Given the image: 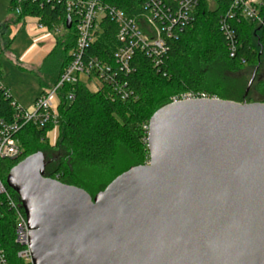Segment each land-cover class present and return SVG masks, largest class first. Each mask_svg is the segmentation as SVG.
<instances>
[{
    "label": "water",
    "instance_id": "95a60500",
    "mask_svg": "<svg viewBox=\"0 0 264 264\" xmlns=\"http://www.w3.org/2000/svg\"><path fill=\"white\" fill-rule=\"evenodd\" d=\"M148 127L149 162L94 199L41 152L9 172L31 264H264V102L170 103Z\"/></svg>",
    "mask_w": 264,
    "mask_h": 264
},
{
    "label": "trees",
    "instance_id": "16d2710c",
    "mask_svg": "<svg viewBox=\"0 0 264 264\" xmlns=\"http://www.w3.org/2000/svg\"><path fill=\"white\" fill-rule=\"evenodd\" d=\"M65 1H24L19 5V13H16L17 5L12 0L8 7L9 16H12L15 24L24 23L29 17L37 18L39 24L55 35V47L37 73L43 91L57 85L71 62V52L77 43L75 27L71 26L70 30L66 28L69 15ZM107 2L130 16L139 12L136 3L131 0ZM228 8L227 0H217L213 10L202 2L196 11L194 23L169 43L170 49L159 69L153 66L150 59L137 52L133 64L136 71L125 78L128 83V97L125 100L108 86L93 93L81 83L65 84L59 91L61 103L56 144L50 145L47 141L48 132L54 128L52 124L44 129L28 124L17 135L23 149L22 155L15 160H0V179L15 201L20 203L18 195L7 186L6 178L17 164L35 153L44 155V177L78 187L94 199L120 175L131 168L145 165L135 163L124 171H117L119 148L124 147L136 159L147 155L149 162L148 133L144 127L148 126L154 113L172 103L174 97L189 93L196 96L205 94L243 102L244 84L234 73L257 68L264 61V26L245 19L230 21L237 48L232 58L228 52V40L218 24ZM260 16L264 20V6ZM3 26L8 30L9 23ZM101 26L103 32L89 49L88 56H96L114 65L113 55L118 45L117 27L108 18L103 20ZM58 29L61 32L57 34ZM2 37L4 48L9 49L12 43L9 33L5 31ZM1 75L0 66V80ZM258 85L256 89L262 95L258 102H264V79ZM69 94L74 96L71 103L67 101ZM12 102L10 92L0 85V120L5 123H11L16 114ZM127 158L129 161V156ZM15 236L14 212L0 196V243L8 262L31 264L18 258L22 248L15 242Z\"/></svg>",
    "mask_w": 264,
    "mask_h": 264
},
{
    "label": "built area",
    "instance_id": "2783aa9c",
    "mask_svg": "<svg viewBox=\"0 0 264 264\" xmlns=\"http://www.w3.org/2000/svg\"><path fill=\"white\" fill-rule=\"evenodd\" d=\"M12 1L17 5L16 13L20 12L19 5L22 2H38V0ZM131 1L136 3V9L139 11L133 16L128 15L116 5L109 4L107 0L65 1L66 12L77 34L76 47L71 52V62L64 70L57 85L42 91L32 109H24L13 100L12 106L16 109V114L12 122L5 123L0 120V160H15L22 155L23 149L17 135L25 125L30 124L38 129H44L50 124L53 127L59 125L58 108L61 103L59 91L65 84L81 83L93 93L108 86L118 92L122 100H125L128 97V83L125 78L136 71L133 65L136 53L140 52L150 59L155 68H161L164 57L170 49L169 43L177 39L186 27L194 23L200 4L205 2L209 9H214L217 0ZM227 2L229 8L218 24L228 40V52L233 58L237 51L236 36L229 22L245 19L264 26V20L260 16L264 3L260 0H227ZM105 18L117 27L118 45L113 55L114 65L96 56H88L89 49L103 32L101 25ZM39 26L40 28L45 27L41 24ZM60 32V29L56 31L57 34ZM200 98L209 97L205 94L196 96L189 93L174 97L172 103ZM73 100L74 96L69 94L67 101L71 103ZM144 128L148 133L149 127ZM0 196L4 198L7 207L14 212L15 242L22 248L17 256L31 263L30 229L26 216L20 207L21 203L15 201L1 179ZM0 264H9L1 243Z\"/></svg>",
    "mask_w": 264,
    "mask_h": 264
},
{
    "label": "crops",
    "instance_id": "0c3cea01",
    "mask_svg": "<svg viewBox=\"0 0 264 264\" xmlns=\"http://www.w3.org/2000/svg\"><path fill=\"white\" fill-rule=\"evenodd\" d=\"M31 21H34V23H32ZM7 23H9L8 30H5V26L0 28V66L1 68L4 67L5 63L3 62V58H5V62H12L15 66H18L21 69V72L16 71L18 72L16 74V77L9 72L8 74H6V76L2 73L0 85L10 92V95L14 101H16L24 109L29 110L34 107L36 99L40 96L43 91L37 73L44 59L55 47L56 38L55 35L50 32L46 27L40 28V24L37 18L29 17L26 18L24 23L15 24L9 16L5 21L4 25ZM12 25L24 29L26 28V26H29L30 39L32 41L33 39L36 40L35 45L31 46L28 49V52L22 55L21 58L16 55L15 50L17 47L15 41L18 37V32L14 36L12 35ZM45 30H47V33L44 32ZM5 31L9 33V38L12 41L9 49L4 48V40L2 34ZM25 34L27 35L28 33ZM40 34L43 35V39L42 41L37 42L38 37L40 38L41 36ZM31 94L33 95L31 96Z\"/></svg>",
    "mask_w": 264,
    "mask_h": 264
},
{
    "label": "rangeland",
    "instance_id": "374dc122",
    "mask_svg": "<svg viewBox=\"0 0 264 264\" xmlns=\"http://www.w3.org/2000/svg\"><path fill=\"white\" fill-rule=\"evenodd\" d=\"M260 1H262L264 3V0H260ZM10 3H11V0H0V27L4 25L5 21L9 17L8 7H9ZM211 10H213V9H211ZM11 18H12V16H11ZM31 22L34 23V21H31ZM29 30H30L29 26H26V28L24 29V28H20L18 26L12 25V28H11L12 35L14 36L18 32V37L15 41L16 42L15 44L17 47L15 51H16V55L19 56V58H21L22 55L27 53L28 49L31 46H34L36 43L35 39H33V41L30 39ZM46 31L47 30H45L44 32L47 33ZM25 33H28V34L26 35ZM40 35L41 36H40V38L38 37L37 42H40L43 39V37H42L43 35L42 34H40ZM4 60H5V58H3V62L5 63V65L3 68H1L3 75L6 76V74H8V72H9V73H12L16 77V74L18 73L16 71L21 72V69L18 66H15L12 62H9V61L5 62ZM234 74H235V77H238L239 79H241V81L244 84L243 91L245 94V100L246 101H251V103H255V102H258L262 99L261 93L256 88H257V86H259L258 82L261 81V79H264V61H262V63L257 68H246L243 71H239V72H236ZM32 95L33 94H31V96ZM213 97H216V96H213ZM58 138H59V126H56L51 131H49V133L47 134V141L50 145H55L56 142L58 141ZM127 156H129V161H128ZM141 157L142 158H137L140 161L139 162L133 156V153L129 152L124 147L119 148V153L117 155V162H118L117 171H121V170L124 171V170H126V168H128L129 166H131L132 164H135V163L141 164V162H142V164H146L148 156L144 155ZM125 158H127V159H125Z\"/></svg>",
    "mask_w": 264,
    "mask_h": 264
}]
</instances>
